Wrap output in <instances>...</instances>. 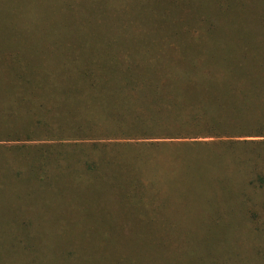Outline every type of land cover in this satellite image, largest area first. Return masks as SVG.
<instances>
[{"label": "trees", "instance_id": "trees-1", "mask_svg": "<svg viewBox=\"0 0 264 264\" xmlns=\"http://www.w3.org/2000/svg\"><path fill=\"white\" fill-rule=\"evenodd\" d=\"M174 1L171 8L181 5L165 13L169 19L150 16L152 33L164 31L155 34L159 41L107 42L94 56L64 45L50 52L57 63L45 71L37 68L44 46L0 52V120L14 123L0 137L49 142L32 151L41 154L35 168L29 148H5L19 157V175L47 189L63 171L96 178L109 195L121 193V211L113 209L130 221L146 211L151 219L177 218L173 207L179 218L196 219L201 208L175 191L190 179L195 191L247 192L242 216L259 207L253 187L264 185V141L240 140L264 138V0H208L231 41L203 43L190 39L215 36L212 23L186 20L199 0ZM171 29L181 41L167 37ZM154 177L162 187L148 191ZM257 237L261 247L250 259L264 264V226Z\"/></svg>", "mask_w": 264, "mask_h": 264}, {"label": "rangeland", "instance_id": "rangeland-1", "mask_svg": "<svg viewBox=\"0 0 264 264\" xmlns=\"http://www.w3.org/2000/svg\"><path fill=\"white\" fill-rule=\"evenodd\" d=\"M178 5L171 8L170 0H0V52L44 46L46 59L39 64L36 60L37 68L44 70L57 63L50 61L56 58H51L50 52L57 53L64 45H80L86 49L84 54L94 56L107 42L159 41L155 34L164 35V31L152 33L151 17H166L165 13L174 12ZM211 5L208 0L194 2L186 20L192 25L199 19L212 23L215 36L212 33L205 38L203 32L191 41H231V33L221 25L226 21L216 17ZM175 30H169L167 37L181 41ZM1 63L6 66L4 58ZM9 125L14 123L0 120V132ZM16 140L19 138L0 137V264H253L250 254L261 247L257 236L264 226V185L261 189L252 186L256 189L253 199L258 195L260 204L245 216L241 208L247 192L236 188L195 191L190 179L186 185L178 183L175 191L187 196L188 205L201 208L196 219L179 218V209L173 207L169 213L177 218L157 215L151 219L146 211L142 221H130L113 209L121 211L117 206L121 193L109 195L96 178L63 171L53 176L52 184L48 182L50 189L27 181L24 173L18 174L19 157L7 154L6 149L29 148L28 160L35 168L41 163V154L32 155V151L49 142ZM151 181L148 191L153 184L162 187L157 178ZM148 193L142 191L144 196ZM174 202L170 206H175ZM185 207H180L181 211ZM156 248L159 250L150 258ZM163 252L168 254L161 261Z\"/></svg>", "mask_w": 264, "mask_h": 264}]
</instances>
